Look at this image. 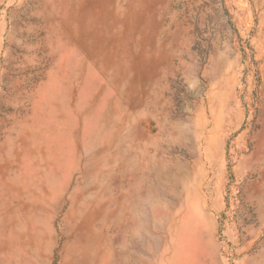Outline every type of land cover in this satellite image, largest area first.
<instances>
[{"label":"rangeland","instance_id":"rangeland-1","mask_svg":"<svg viewBox=\"0 0 264 264\" xmlns=\"http://www.w3.org/2000/svg\"><path fill=\"white\" fill-rule=\"evenodd\" d=\"M0 264H264V0H0Z\"/></svg>","mask_w":264,"mask_h":264}]
</instances>
